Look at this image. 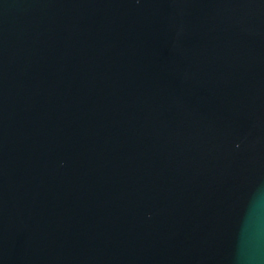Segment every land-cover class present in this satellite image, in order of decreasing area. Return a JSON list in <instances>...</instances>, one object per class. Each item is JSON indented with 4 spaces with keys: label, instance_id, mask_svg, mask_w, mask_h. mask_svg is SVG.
Here are the masks:
<instances>
[{
    "label": "water",
    "instance_id": "95a60500",
    "mask_svg": "<svg viewBox=\"0 0 264 264\" xmlns=\"http://www.w3.org/2000/svg\"><path fill=\"white\" fill-rule=\"evenodd\" d=\"M0 264H264V0H0Z\"/></svg>",
    "mask_w": 264,
    "mask_h": 264
}]
</instances>
